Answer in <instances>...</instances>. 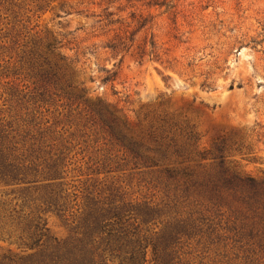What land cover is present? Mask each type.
Instances as JSON below:
<instances>
[{
  "label": "trees",
  "instance_id": "trees-1",
  "mask_svg": "<svg viewBox=\"0 0 264 264\" xmlns=\"http://www.w3.org/2000/svg\"><path fill=\"white\" fill-rule=\"evenodd\" d=\"M0 5V20L13 24L10 42L0 38V58H9L0 59V80L12 75L3 95L16 112L0 116V184L18 193L0 201V240L22 248L0 247V264H147L149 255L150 264H264V180L239 172L225 141L203 150L196 126L181 114L149 111L134 122L121 100L92 102L80 61L64 54L63 41L27 31L16 0ZM104 72L103 82L114 80ZM51 109L80 120L85 136L117 153L119 168L156 193L152 200H128L117 189L81 191L67 181L72 158L43 118ZM49 213L67 237L50 234Z\"/></svg>",
  "mask_w": 264,
  "mask_h": 264
},
{
  "label": "rangeland",
  "instance_id": "rangeland-1",
  "mask_svg": "<svg viewBox=\"0 0 264 264\" xmlns=\"http://www.w3.org/2000/svg\"><path fill=\"white\" fill-rule=\"evenodd\" d=\"M16 1L27 31L61 39L64 54L80 61L79 80L92 102L121 100L134 122L149 111L181 114L196 126L201 149L225 141L238 171L264 180V0ZM6 23L0 20V38L10 42L12 35H5L13 24ZM105 69L116 74L109 83L103 82ZM11 80H0L1 117L16 114L3 95ZM60 112L51 109L43 118L69 149L67 181L81 191L117 189L128 200H152L156 193L147 191L144 178L121 170L117 153L85 136L90 133L80 120ZM14 191L0 184V201L14 199ZM45 219L51 235L67 237L59 217L49 213ZM0 247L22 253L13 240H0Z\"/></svg>",
  "mask_w": 264,
  "mask_h": 264
}]
</instances>
